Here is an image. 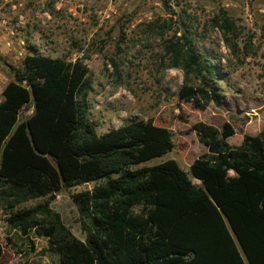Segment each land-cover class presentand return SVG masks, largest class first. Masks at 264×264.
I'll return each instance as SVG.
<instances>
[{"label": "trees", "instance_id": "16d2710c", "mask_svg": "<svg viewBox=\"0 0 264 264\" xmlns=\"http://www.w3.org/2000/svg\"><path fill=\"white\" fill-rule=\"evenodd\" d=\"M214 20L232 28L223 11ZM155 23L148 24L150 31ZM178 31L164 40L163 50L167 67L184 73L179 100L197 109L223 105L219 82L226 74L189 29ZM13 74L0 100V202L13 209L95 182L71 194L84 240L49 200L7 218L24 234L34 228L47 237L59 264H264V125L232 145L229 121L220 128L197 121L190 131L206 151L188 171L173 158L144 165L174 148L172 131L152 118H134L98 133L83 58L33 50ZM27 106L31 113L20 117Z\"/></svg>", "mask_w": 264, "mask_h": 264}, {"label": "rangeland", "instance_id": "374dc122", "mask_svg": "<svg viewBox=\"0 0 264 264\" xmlns=\"http://www.w3.org/2000/svg\"><path fill=\"white\" fill-rule=\"evenodd\" d=\"M222 11L232 28L216 24L214 18ZM151 22H156L154 31L149 30ZM181 28L189 29L197 46L226 74L219 82L223 105L210 102L197 109L179 100L184 73L167 67L163 45ZM33 50L68 60L83 58L92 81L90 119L98 133L134 118H152L172 131L174 148L144 165L173 158L188 171L205 148L190 131L197 121L218 128L229 121L234 137L255 134L264 122V0H0V100L4 85L14 79L13 70ZM31 111L27 106L20 117ZM94 185L64 188L13 209L1 201L0 264H59L47 237L34 228L24 234L7 218L10 212L49 200L64 225L84 240L71 194Z\"/></svg>", "mask_w": 264, "mask_h": 264}, {"label": "crops", "instance_id": "0c3cea01", "mask_svg": "<svg viewBox=\"0 0 264 264\" xmlns=\"http://www.w3.org/2000/svg\"><path fill=\"white\" fill-rule=\"evenodd\" d=\"M264 125V122L263 124L259 127L258 131L261 129V127ZM257 133V132H256ZM243 135V134H242ZM242 135L241 136H238V137H234L235 136V133L228 137L227 141L232 144V145H239L242 141ZM204 145V144H203ZM205 148H203L202 152H205L206 151V146L204 145ZM196 158V157H195ZM193 161V160H192ZM191 161V162H192ZM190 162V163H191ZM190 165V164H189ZM189 167V166H188Z\"/></svg>", "mask_w": 264, "mask_h": 264}]
</instances>
